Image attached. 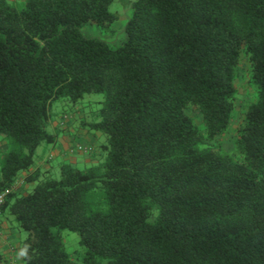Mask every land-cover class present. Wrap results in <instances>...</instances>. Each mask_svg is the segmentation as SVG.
Instances as JSON below:
<instances>
[{"label": "trees", "instance_id": "1", "mask_svg": "<svg viewBox=\"0 0 264 264\" xmlns=\"http://www.w3.org/2000/svg\"><path fill=\"white\" fill-rule=\"evenodd\" d=\"M112 2L0 0V220L26 232L22 264H264V0H134L115 48L81 33L109 27ZM241 54L256 99L234 159L215 148ZM92 93L102 107L82 125L106 136L88 151L97 163L63 160L53 179L35 159L57 142L53 104Z\"/></svg>", "mask_w": 264, "mask_h": 264}, {"label": "rangeland", "instance_id": "2", "mask_svg": "<svg viewBox=\"0 0 264 264\" xmlns=\"http://www.w3.org/2000/svg\"><path fill=\"white\" fill-rule=\"evenodd\" d=\"M25 1L26 0H8V3L16 8H20L24 5ZM133 1L134 0H113L108 8L109 12L115 16V20L111 25L107 28H101L90 23L81 28V33L88 38H99L113 48L119 46L125 39L124 25L132 13L131 3ZM240 59V64L236 68L234 74L236 96L234 99V110L231 117L230 127L226 135L219 139L221 144L217 142L218 144L216 145H219V147L214 145L216 146L215 150L229 154L234 159L238 158V152L235 147L236 137L233 138V136L236 134L238 127L242 123L243 113L246 107L256 99L254 88L249 82L250 65L248 59L244 54H241ZM103 100V93L85 94L83 98L76 103L68 102L65 99H57L53 104V110L57 114L53 122H58L62 127L67 126L65 130H69L67 135L72 136L73 143L86 145L88 148H85L87 149H89V147H99L101 144L105 143L106 136L101 132H93L87 127H83L82 123H90L95 120V115L101 109ZM188 113H190L195 124L202 129V121L199 113L193 110L190 112L188 111ZM64 114H66V117L70 118L71 121L70 119H61L60 117H63ZM58 135L61 137L62 133H59ZM0 148L3 152L8 150V146L5 143H1ZM46 148V145H42L37 149L35 154L36 160L41 155L45 154ZM86 154L88 155V152H86ZM80 155L84 156L85 154H79V156ZM59 163L60 161L53 162L51 172L53 179L59 178ZM96 163L97 161H91L90 163L84 164L81 159L79 160V163L73 165L78 169H83ZM10 220L12 224H9V226H12V229L17 233V243L20 246L27 234L16 228L12 218H10ZM5 230V234L0 235L1 241H4L5 237H8L10 241V237L13 234L9 233L7 228ZM61 239L70 258L73 261L79 262L84 253V248L80 244L79 235L75 232L64 230L61 233Z\"/></svg>", "mask_w": 264, "mask_h": 264}, {"label": "crops", "instance_id": "3", "mask_svg": "<svg viewBox=\"0 0 264 264\" xmlns=\"http://www.w3.org/2000/svg\"><path fill=\"white\" fill-rule=\"evenodd\" d=\"M63 118L65 120L70 119L66 116H63ZM66 127L67 126L62 127L61 124H58V122H53V125H51V129L56 130L58 128V134L62 133V136L59 137L58 135L57 142L51 146H47L45 150V154L37 158L36 168H40L43 170H50L53 168V162H57V161L61 162L63 160L68 161L72 164L79 163V160L81 159L84 164L91 162V157L89 154L87 155L86 152H84L83 150L77 149L79 146L81 148H85L87 146L73 143L71 138L72 136L67 135L69 130L68 129L65 130ZM90 148H95V147H89V149ZM79 154H85V155L79 156ZM16 187L18 188L27 187V185L23 181V176L19 177ZM6 228L9 230V233H12L13 235L10 237V241L8 237H5L4 238L5 240L1 241V237H0V253L3 257L4 264H22L20 246L17 243V239H18L17 233L12 229V226H9L8 221L0 220L1 235L5 234Z\"/></svg>", "mask_w": 264, "mask_h": 264}, {"label": "built area", "instance_id": "4", "mask_svg": "<svg viewBox=\"0 0 264 264\" xmlns=\"http://www.w3.org/2000/svg\"><path fill=\"white\" fill-rule=\"evenodd\" d=\"M78 150H83L84 152H88L89 149H86V148H81L80 146L77 148ZM9 193V191H5L3 193L0 194V209H1V206L4 202V199H5V196ZM0 235H1V232H0Z\"/></svg>", "mask_w": 264, "mask_h": 264}]
</instances>
